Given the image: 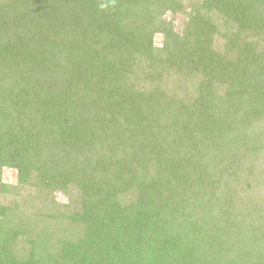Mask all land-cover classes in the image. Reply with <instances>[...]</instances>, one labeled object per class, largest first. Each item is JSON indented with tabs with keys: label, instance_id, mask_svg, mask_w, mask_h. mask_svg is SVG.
<instances>
[{
	"label": "trees",
	"instance_id": "obj_1",
	"mask_svg": "<svg viewBox=\"0 0 264 264\" xmlns=\"http://www.w3.org/2000/svg\"><path fill=\"white\" fill-rule=\"evenodd\" d=\"M25 188L47 215L0 203V264H264V0H0Z\"/></svg>",
	"mask_w": 264,
	"mask_h": 264
},
{
	"label": "rangeland",
	"instance_id": "obj_2",
	"mask_svg": "<svg viewBox=\"0 0 264 264\" xmlns=\"http://www.w3.org/2000/svg\"><path fill=\"white\" fill-rule=\"evenodd\" d=\"M187 1L188 0H184V2H185V4L187 5ZM166 17L167 18H172V14L169 12V13H167V15H166ZM186 20V16L183 14V13H179V14H177V16H175V20H174V22H175V25H176V27H179L184 21ZM155 40H156V43H160L161 42V35L160 34H157L156 36H155ZM256 164H258V163H256ZM247 166H245L244 164H242V167H241V170H237L238 171V173H237V175H236V178L234 179V182H230V183H228V184H226V185H231V186H233V185H237V186H241L242 184H240V181H241V179H243V175L244 174H247L246 172H248L247 171V168H249L250 166H248L249 165V163L248 164H246ZM253 167V166H252ZM229 171L231 172V169H229ZM15 176H16V174H15V172L14 171H9L8 170V172L7 171H5V173H4V180L5 181H8V182H13V183H16L15 181H16V178H15ZM236 187H234L233 186V190L235 189ZM27 188H25V189H21V191L20 192H18L17 194H9V193H7V194H1V191H0V203H2L3 201L6 203V202H10V201H14V198H17L15 195H19V196H24L25 197V199L24 198H19V199H21L22 201V203L23 204H25V206H26V215L28 216V217H33L35 220H37V216H36V212L37 211H39L38 209H45V207H43V206H41V205H43L42 203H41V201H40V203L38 204L37 202L39 201V200H42V198L41 197H33L32 198V193H30L29 194V197L27 196L28 195V192H27ZM55 198H56V200L58 201V202H60V203H62V204H67V203H69V197L65 194V193H63L62 191H56L55 192ZM7 199H9L8 201H7ZM48 207V209H49V206H47ZM46 210V209H45ZM50 210V209H49ZM46 215H47V210H46ZM49 220V219H48ZM47 220V221H48ZM46 224V223H45ZM45 224H40L39 226H44ZM37 228V227H36ZM73 229V227H71L70 228V230H72ZM34 232H36V229L34 228Z\"/></svg>",
	"mask_w": 264,
	"mask_h": 264
},
{
	"label": "clouds",
	"instance_id": "obj_3",
	"mask_svg": "<svg viewBox=\"0 0 264 264\" xmlns=\"http://www.w3.org/2000/svg\"><path fill=\"white\" fill-rule=\"evenodd\" d=\"M112 3L114 4L115 3V0H112ZM99 7L101 8V9H105V8H107L108 7V4H100L99 5Z\"/></svg>",
	"mask_w": 264,
	"mask_h": 264
}]
</instances>
